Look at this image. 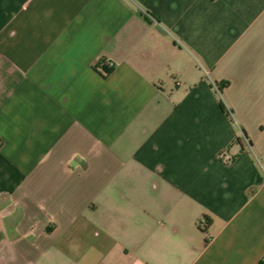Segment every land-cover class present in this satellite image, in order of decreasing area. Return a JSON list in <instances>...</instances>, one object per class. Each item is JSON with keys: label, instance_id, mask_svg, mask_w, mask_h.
Instances as JSON below:
<instances>
[{"label": "crops", "instance_id": "1", "mask_svg": "<svg viewBox=\"0 0 264 264\" xmlns=\"http://www.w3.org/2000/svg\"><path fill=\"white\" fill-rule=\"evenodd\" d=\"M263 256L264 0H0V264Z\"/></svg>", "mask_w": 264, "mask_h": 264}, {"label": "built area", "instance_id": "2", "mask_svg": "<svg viewBox=\"0 0 264 264\" xmlns=\"http://www.w3.org/2000/svg\"><path fill=\"white\" fill-rule=\"evenodd\" d=\"M105 63L103 62H98V68L104 73L106 74L107 73V69H104L103 66H104ZM106 67H111L112 66V62L108 61L106 62ZM202 71L205 75H207V72L202 68ZM209 83L211 85V88L213 89V91L215 93H217L219 95V87L212 81V80H209ZM218 159L223 163V164H228L231 162L232 160V156L229 155L228 153H226V151L224 150H221L219 153H218ZM264 258V256H263Z\"/></svg>", "mask_w": 264, "mask_h": 264}, {"label": "trees", "instance_id": "3", "mask_svg": "<svg viewBox=\"0 0 264 264\" xmlns=\"http://www.w3.org/2000/svg\"><path fill=\"white\" fill-rule=\"evenodd\" d=\"M109 70H107V72H108ZM224 86V84H221V85H219V90L222 88ZM207 221L205 222V225H207Z\"/></svg>", "mask_w": 264, "mask_h": 264}]
</instances>
